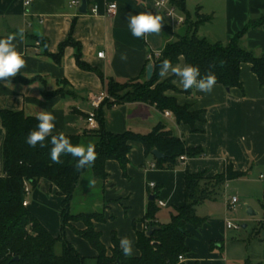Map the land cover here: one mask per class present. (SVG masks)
I'll return each instance as SVG.
<instances>
[{
	"label": "crops",
	"instance_id": "crops-1",
	"mask_svg": "<svg viewBox=\"0 0 264 264\" xmlns=\"http://www.w3.org/2000/svg\"><path fill=\"white\" fill-rule=\"evenodd\" d=\"M24 1L0 0V38L17 33L21 28L24 30L23 41L18 37L14 43L23 54L26 66L14 78L37 80L0 83V111H22L32 117L41 110L52 112L56 116L53 134L88 132L86 119L92 110L91 98L106 92L110 79L125 83L139 78L148 66V56L162 53L168 42L163 30L159 34L137 38L128 27L130 11L132 14L155 13L156 0H86L87 14L79 12L81 5L72 6V2L78 0H33L27 9ZM111 5H116L113 15L108 13ZM95 7L97 11L93 13ZM185 9L190 14L199 10L200 14L210 17L209 22L200 26L199 37L211 43L226 44L248 22L264 17V0H186ZM166 20L174 31L176 25ZM71 36L74 45L65 47L60 61L56 62L53 56L60 53L61 44ZM242 47L256 57L264 58V24L246 33ZM122 52L127 53V61L120 59ZM79 53L83 67L77 63ZM100 53H103L102 57L98 56ZM177 64L185 65L184 59ZM163 79H173L172 84L178 92L167 94L175 96L180 106L201 112L195 133L189 125L177 123L172 114L165 116V112L144 103L104 107L106 130L113 134L145 135L162 124L188 148L201 149L203 154L179 161L175 169L166 170L153 168L154 157L146 155L142 145L134 144L125 174L118 162L108 161L105 167L108 177L104 182L94 181L86 174V183L82 177L71 212L79 205L73 214L101 213L104 221L93 220L92 223L95 231L101 234L108 255H111L112 236L115 235L119 240L122 237L132 240V256L137 257V232L145 230L143 219L154 192L149 188L150 184L154 183L159 189L158 206L159 202L164 204L159 207L156 222L165 225L175 210L185 204L186 172L213 178L230 165L235 172L246 176L228 181L216 200L207 201L209 212L202 228L187 226L192 234L186 241L190 252L182 263L245 264L250 261V264H264V239L259 238L255 255L248 256L243 252L235 259H230L229 251L223 255L224 245L220 243L229 236L226 199L238 198L241 216L243 204H253L264 192V82L259 80L250 64L241 66V87L228 90L215 85L210 94L194 88L192 94L186 96L181 93L183 88L178 77L169 74ZM57 91L61 93L44 96V93ZM4 138L0 120V177L4 175ZM95 194L97 198L93 200ZM26 202L27 209L57 238L61 234L63 210V197L58 195L57 188L41 180ZM86 228L82 221L73 222L67 227L65 238L86 258V264H95L97 252L75 231ZM57 248L61 251L60 244Z\"/></svg>",
	"mask_w": 264,
	"mask_h": 264
},
{
	"label": "trees",
	"instance_id": "trees-1",
	"mask_svg": "<svg viewBox=\"0 0 264 264\" xmlns=\"http://www.w3.org/2000/svg\"><path fill=\"white\" fill-rule=\"evenodd\" d=\"M186 0H170V3L185 14V23L178 32H173L170 25L165 23L163 33L168 39L159 59L148 61L153 64V76L146 79L147 66L139 78L120 83L110 79L106 92L109 95L96 112L99 124L97 130L82 134L66 135L73 145H87L93 143L97 152V159L92 167L77 170V160L71 155H62L61 164H55L50 158V137L45 143V148H31L25 142L28 133L36 128L38 121L35 117L28 116L20 111H0V120L5 131L3 143V177H0V264H86V258L66 240L65 231L73 222L82 221L86 225L83 231L75 230L77 235L86 240L97 252L95 264H184L179 257H186L190 252L186 246L192 234L187 226L200 229L207 218L197 215L196 208L207 201L216 200L224 190L225 184L246 176L235 172L230 165L225 171L213 178H205L203 174H185V204L177 208L171 216L169 223L160 225L156 222L160 210L157 201L159 189L154 188L153 200L148 203L147 213L143 223L147 231L137 232L136 247L139 251L137 257H125L120 248V240L113 235L111 255L101 241V234L95 231L92 221H104L101 213L73 214L71 206L75 193L82 177L87 173L94 181L104 182L108 174L106 163L116 161L125 174L129 163V154L134 144L143 146L145 154L153 156L155 150L162 153L163 160L155 159V168L173 170L178 166L182 156L195 158L203 154L201 149L188 148L185 142L176 137L162 124L157 125L148 134L125 132L113 134L106 130L104 125V107H113L129 103H144L154 106L160 112L169 111L176 122L191 127L196 132L195 124L200 121L201 112L191 111L189 106H180L175 96H169V91L178 92L172 84L173 79H163L159 75V65L165 58L176 65L181 58L185 64L200 68L201 76L209 71L217 77L216 85L224 86L230 90L241 87L240 69L243 64H250L259 80L264 82V58L256 57L251 51L242 47V40L246 33L264 24V17L248 22V24L232 37L230 42L211 43L198 35L200 26L209 22L208 16L199 13L190 14L185 9ZM176 36V41L170 37ZM39 41L43 42L40 38ZM74 45L72 36L61 44L60 53L53 56L59 62L64 48ZM77 63L82 66L80 53ZM37 80L25 78H10L11 82L32 83ZM193 89L183 90L190 96ZM61 92L44 93L45 97ZM55 135V134H54ZM91 140V141H90ZM41 180H46L55 186L58 195L63 197V210L61 213V234L56 238L40 223L36 216L23 205L27 194L25 185L30 190L35 189ZM264 210V204H263ZM150 228L152 235L148 236ZM57 244L61 251H57ZM247 261L245 264H250ZM194 264H200L196 262Z\"/></svg>",
	"mask_w": 264,
	"mask_h": 264
},
{
	"label": "clouds",
	"instance_id": "clouds-1",
	"mask_svg": "<svg viewBox=\"0 0 264 264\" xmlns=\"http://www.w3.org/2000/svg\"><path fill=\"white\" fill-rule=\"evenodd\" d=\"M162 0H156V7L159 8ZM27 9V6H26ZM171 15V13H169ZM165 23V17L158 12L145 11L137 14L128 13V27L134 37L141 38L151 34H159ZM23 41L24 30L21 28L17 33L7 35L5 38H0V83L7 85L10 78L16 77L21 73V69L26 66V60L23 54L17 50V44L14 41L17 38ZM122 61H127L128 55L122 52L120 55ZM159 75L166 77L172 74L179 78V84L183 90L195 88L204 93H211L217 83L216 75L209 71L204 76H201L200 68L191 64L183 66L172 62L165 58L159 65ZM38 121L36 128L31 130L25 142L31 148H45L48 145L45 143L46 139L50 137V158L55 164H61L62 155H71L77 160L75 165L77 170H83L92 167L97 159V152L93 143L85 145H73L70 138L64 132L53 134L55 128L56 116L52 112L41 110L36 114ZM120 248L125 257L133 255L132 240L128 237L120 239Z\"/></svg>",
	"mask_w": 264,
	"mask_h": 264
},
{
	"label": "rangeland",
	"instance_id": "rangeland-1",
	"mask_svg": "<svg viewBox=\"0 0 264 264\" xmlns=\"http://www.w3.org/2000/svg\"><path fill=\"white\" fill-rule=\"evenodd\" d=\"M173 28H174V31L181 30L183 26L176 25V26H173ZM170 40L172 42L176 41L177 37L171 36ZM89 173L87 174L89 175ZM83 181H86L87 183L88 178L85 177ZM95 191L98 192V190H95ZM96 198L97 196L95 194L93 200H95ZM263 204H264V192L259 196V198L255 199L253 204H243V207H242L243 211L241 213L242 214L241 216L238 214L239 206L237 207L236 211H229L226 209L228 221L231 222L236 227V229L229 230V236H227L228 238H223V241L220 242L221 244L224 245L223 255L227 251H229L230 259H235L239 255H241L243 252L246 253V255L248 256L256 254L257 248L260 245L258 240L264 239ZM78 206H74L73 213H75V209H77ZM208 206H209L208 202H205L204 204L198 206L196 208L197 215L200 217H205L207 213L209 212ZM249 209L257 213V215L249 216L247 213ZM245 220H248V221H245ZM244 226L246 227L244 228ZM56 250L59 252L58 248Z\"/></svg>",
	"mask_w": 264,
	"mask_h": 264
},
{
	"label": "built area",
	"instance_id": "built-area-1",
	"mask_svg": "<svg viewBox=\"0 0 264 264\" xmlns=\"http://www.w3.org/2000/svg\"><path fill=\"white\" fill-rule=\"evenodd\" d=\"M33 0H25L24 1V6L27 8L31 6ZM81 5V2L78 0V1H73L72 2V6H80ZM156 11L164 16L165 18L171 20L175 25L177 26H182L184 25L185 23V16L182 15L176 7H174L171 3H170V0H162V4L159 8L156 7V3L154 5ZM116 10V5H111L109 6L108 8V13L110 15H113L114 12ZM97 11V8L95 7L92 12L93 13H96ZM169 13H171V15H169ZM99 57H102L103 56V53H100L98 55ZM161 57V53H155V54H150L148 56V61H154L156 59H159ZM110 99L109 98V95L107 94V92H102L100 93L99 95L97 96H94L91 98L90 100V104H91V107H92V110L91 112L88 114L87 116V126H88V130L89 131H94V130H97L98 127H99V124H98V121H97V118H96V112L97 110L102 106V104L106 101ZM165 116H170L171 113L166 111L165 113ZM180 162H185L186 161V157L185 156H182L180 159ZM153 168L155 167L154 164L152 166ZM25 191H26V194L29 195L31 190H30V187L26 184L25 185ZM149 188L150 189H154L155 188V184L152 183L149 185ZM238 198L237 197H230V198H227L226 201H225V206H226V209L229 210V211H236L237 207H238ZM23 205L25 207L28 206V203L25 201L23 203ZM159 205L160 206H163V202H159ZM226 227L228 230H231V229H236V227L229 221L226 222ZM145 230L147 231V227L145 226ZM179 261L182 263L184 262V257H179Z\"/></svg>",
	"mask_w": 264,
	"mask_h": 264
},
{
	"label": "water",
	"instance_id": "water-1",
	"mask_svg": "<svg viewBox=\"0 0 264 264\" xmlns=\"http://www.w3.org/2000/svg\"><path fill=\"white\" fill-rule=\"evenodd\" d=\"M87 7H88L87 6V1L86 0H81V6L79 8V12L81 14H87V11H88V8ZM152 76H153V64L150 63L147 66L146 79L149 81V80H151ZM153 156L157 160H163L165 158V156L162 153H160L159 151H157V150H155L153 152ZM153 199H154V196H151L150 197V200H153ZM247 213H248L249 216H255V215H257V213L253 212L251 209H249ZM152 233H153V229L150 228V230L148 231V236L152 235Z\"/></svg>",
	"mask_w": 264,
	"mask_h": 264
}]
</instances>
